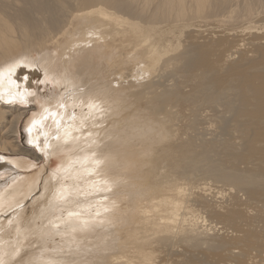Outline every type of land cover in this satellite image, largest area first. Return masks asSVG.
<instances>
[{
    "label": "bare ground",
    "instance_id": "1",
    "mask_svg": "<svg viewBox=\"0 0 264 264\" xmlns=\"http://www.w3.org/2000/svg\"><path fill=\"white\" fill-rule=\"evenodd\" d=\"M36 83L44 91L32 93L26 147L21 103ZM247 96L264 113V0H0V152L31 159L0 155V170L19 168L32 183L47 176L21 209L18 179L0 187V209L14 203L19 231L9 243L0 222V263L5 244L6 264H30L34 245L82 235L84 248L45 263L163 264L164 253L184 264H264V130L247 123L239 135L247 157L226 156L234 143L202 140L197 151L184 137L207 108ZM68 98L70 123L55 129L50 115ZM53 158L57 169L35 166ZM199 170L228 193L199 183ZM43 198L55 216L39 227L28 211Z\"/></svg>",
    "mask_w": 264,
    "mask_h": 264
},
{
    "label": "rangeland",
    "instance_id": "2",
    "mask_svg": "<svg viewBox=\"0 0 264 264\" xmlns=\"http://www.w3.org/2000/svg\"><path fill=\"white\" fill-rule=\"evenodd\" d=\"M57 72L59 74H66L67 73V69L66 68H57ZM36 85L38 86V89L34 90H30V98L28 99L29 103H21V105L27 107L28 109V115L23 119L22 124L20 125V142L22 143L23 146L26 147H32V140L30 138V132L28 131V128H25L26 125H28V121L29 120H33L34 118V114L36 112V108L37 105L35 103V98L38 95H35L32 93L35 92H43L44 90L41 88L42 85L39 83H36ZM167 85H171V81L167 82ZM25 93H29V90H27L26 88H24ZM86 101V99H85ZM223 102V101H221ZM68 106H67V105ZM65 104V109L60 107L58 108V110H56L55 113V117L52 118V116L50 115L49 118V122H51V125H53L55 127V129L59 128L64 125V123H70V118L73 115L72 114V108L69 105L70 104V99L68 98ZM62 108V110H61ZM61 111H60V110ZM64 109V110H63ZM68 109V110H66ZM262 106L255 104L252 100V98L250 96H247L245 100H241V99H236L234 100L229 99V100H224L223 105L222 106H215V108H207V118H204V120H201V122H199L197 125H195L194 127L190 128L187 131V134L184 135V137L189 138L190 140H193L195 145L194 148L199 151L201 149L200 144L202 143V140H207L209 141H213L215 139H218L220 142V145L223 146L225 143H231V144H235L237 151L235 150H228L226 152V156H243V157H247L250 154V149H249V145L245 140L242 139H238L239 135H243V139H246L247 135V128H246V124L248 123L249 129L251 130V132L256 133V132H262V130H264V124H262V121H264V113L261 112ZM71 110V112H70ZM59 111V112H58ZM66 111V112H65ZM221 111H224L226 119L223 122H219L218 120V115L220 114ZM62 113V114H61ZM206 112H204L203 114H205ZM60 114V115H59ZM48 119V118H47ZM45 119V120H47ZM64 120V121H63ZM31 122V121H30ZM33 122V121H32ZM31 122V123H32ZM47 122V121H46ZM58 122V123H56ZM64 122V123H63ZM187 120L185 121V123L187 124ZM58 125V126H57ZM47 128V125L46 127ZM49 131L51 132V127L49 129ZM50 132L47 134V136H50ZM245 142L244 147H242V142ZM37 153L39 151H36ZM1 156H6V157H16V158H22L24 159L26 162H30L31 159L28 157H21L20 155H11L5 152H0ZM20 156V157H17ZM39 156V155H38ZM58 158H53L51 162L45 161L44 160H36L35 161V166L36 167H40V166H44L45 163L49 164V168L52 169H57L60 166V162L58 161ZM17 169V168H16ZM18 172L17 173H12L8 170H0L1 172H6V174H8V176H0V187H7L10 182H12L13 179H18L17 184L18 187H23L24 191H22V193H24L21 197V201L20 203H18L17 206L18 209L23 208L24 206H26L27 204H29L30 201H32V198L36 197V196H40L41 194V189L39 187L35 186V189L33 190H29L30 187L33 185V183L37 182L39 183V185H43L44 184V178L47 177L46 175H43V177H40V173L36 174L35 177H33L34 182L32 183V178L29 177H25V178H21V177H17L19 174L21 175L20 169H17ZM199 175L198 177H200L199 183H210L213 184V192L216 193H223L224 195L227 194V189L229 188V186H227V184L222 181L221 179H218L216 177H210V176H205L200 170L197 172ZM19 175V176H20ZM28 175V174H24L23 176ZM36 178L37 181L35 180ZM40 178V179H39ZM8 179H10L9 181H7ZM42 179V180H41ZM39 180H41L40 182H38ZM43 181V182H42ZM42 183V184H41ZM6 184V186H5ZM36 185V183H35ZM38 185V184H37ZM31 194V195H30ZM27 195H30V197L28 198L29 200L25 201L24 199H22L23 197H28ZM96 194H94L95 196ZM228 197V195H227ZM226 197V198H227ZM45 199V200H44ZM40 205L38 207L32 208L30 209L28 212H33L32 213V219L33 221L37 222L34 223L35 226H39L41 227L42 225L45 226L49 223V219L53 218V216H55L54 214H51V212L48 210L47 212H45V210L48 207L46 205V198H43L42 201H40ZM14 203L9 204L8 206H6L5 208L0 209V222H6V236H7V241L9 243H13L14 241H16V238L19 234L18 231V223L16 222V217H15V213H17L16 211H14L13 207ZM44 205V206H43ZM11 208V209H10ZM43 208V209H41ZM17 209V208H16ZM35 210V211H34ZM45 213V214H44ZM9 215H11V218H8ZM206 214H204L205 216ZM30 217V216H29ZM8 218V219H7ZM38 219V220H37ZM43 223V224H42ZM33 224V222H32ZM33 224V225H34ZM201 224H203L204 226L209 224V222L201 221ZM42 226V227H43ZM210 227V226H209ZM212 231V230H211ZM213 232V231H212ZM52 237V235H51ZM68 240H70L69 237H67ZM59 239H51V240H47L46 241V245H45V249L43 251H41V248H39V246L36 244L34 246H36L35 251L39 252V255H37L36 257H33V262L32 261H28L30 264H37L39 262V260H42V264L45 262H50L51 260H53L56 256H58L60 254V251H64L66 249V251L69 250H73L75 248L79 249L81 247L84 248V246L82 245L80 247V244H82L84 242V240H89V238L83 237L82 235L79 236V238H77V240H75V242H72L71 239L70 242H67V245L64 247L58 246L57 244L60 243L57 242ZM65 241V240H64ZM56 242V243H55ZM72 242V243H71ZM56 244V245H55ZM73 244V245H72ZM75 246V248H74ZM6 247V249H5ZM79 247V248H78ZM9 247H7V244L4 245V249L3 253H1V255L3 256V260L2 263L0 264H6V262L9 260L11 254H12V250H7ZM71 248V249H70ZM89 249H91L89 247ZM69 255V253H68ZM163 256V257H162ZM161 256V262L163 264H184L181 261H178V256L177 254H171V255H167L162 253ZM36 262V263H35ZM14 264V263H13ZM39 264V263H38ZM48 264V263H45ZM202 264H206V263H202Z\"/></svg>",
    "mask_w": 264,
    "mask_h": 264
}]
</instances>
